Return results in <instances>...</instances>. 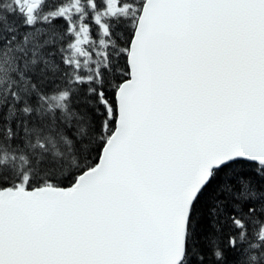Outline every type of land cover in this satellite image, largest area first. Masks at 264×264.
Returning a JSON list of instances; mask_svg holds the SVG:
<instances>
[{
	"label": "snow or ice",
	"instance_id": "1",
	"mask_svg": "<svg viewBox=\"0 0 264 264\" xmlns=\"http://www.w3.org/2000/svg\"><path fill=\"white\" fill-rule=\"evenodd\" d=\"M0 264H264V0H0Z\"/></svg>",
	"mask_w": 264,
	"mask_h": 264
}]
</instances>
